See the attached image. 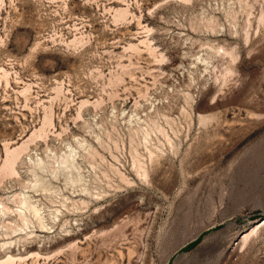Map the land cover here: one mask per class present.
Wrapping results in <instances>:
<instances>
[{
  "label": "rangeland",
  "instance_id": "rangeland-1",
  "mask_svg": "<svg viewBox=\"0 0 264 264\" xmlns=\"http://www.w3.org/2000/svg\"><path fill=\"white\" fill-rule=\"evenodd\" d=\"M0 68V264H165L218 223L172 264H264V0H0Z\"/></svg>",
  "mask_w": 264,
  "mask_h": 264
},
{
  "label": "bare ground",
  "instance_id": "bare-ground-1",
  "mask_svg": "<svg viewBox=\"0 0 264 264\" xmlns=\"http://www.w3.org/2000/svg\"><path fill=\"white\" fill-rule=\"evenodd\" d=\"M118 9V8H117ZM125 10L126 9H123V11L125 12ZM117 11V10H116ZM118 11H119V9H118ZM118 11H117V15L118 14H122L121 16H126V15H123V14H125L123 11H120V13H118ZM127 11V10H126ZM122 12V13H121ZM127 14V13H126ZM120 15H118V16H120ZM120 16V17H121ZM114 17H115V15H114ZM117 17V16H116ZM119 17V18H120ZM118 17H117V19H119ZM122 18V17H121ZM148 46V45H147ZM151 51H152V49H151ZM225 52V51H224ZM153 53V52H152ZM229 55H231L230 53H229ZM0 70H2V74L5 76L6 74H5V70L4 69H2V68H0ZM1 73V72H0ZM2 74H0V76L2 75ZM8 74V73H7ZM3 75H2V78H3ZM5 79L4 80H6V78L7 77H4ZM8 80V79H7ZM7 80H6V82H7ZM9 83V82H8ZM29 87V86H28ZM28 87H27V89H28ZM24 89V88H23ZM29 90V89H28ZM24 91V90H23ZM58 93V92H57ZM82 101V100H81ZM86 101V100H85ZM86 103H87V101H86ZM83 104H84V102H83ZM51 110V109H50ZM51 113V112H50ZM49 119V118H48ZM45 120V119H44ZM46 122V121H45ZM48 124V123H47ZM41 125H43V124H41ZM41 127V126H40ZM43 127H44V125H43ZM41 129V128H40ZM39 129V130H40ZM38 130V131H39ZM34 132V131H33ZM32 132V133H33ZM42 132V131H41ZM31 133V134H32ZM43 133H45V132H43ZM35 134V132L33 133V135ZM36 134H39V133H36ZM148 135V134H147ZM39 136V135H38ZM30 137H31V135H30ZM41 137V136H40ZM31 138H33V137H31ZM29 139V138H28ZM30 140V139H29ZM34 140V139H33ZM31 141V140H30ZM26 143V144H25ZM25 145H27V142H23L22 144H20V146H17V147H14V148H12V149H9L8 147H6L5 148V158H4V161L2 162V165L0 166V173H2L3 174V176L4 175H13V174H15L16 172V170H15V164H16V161L18 160V158L20 157V154H21V152L22 151H25V148L28 146H25ZM27 149V148H26ZM76 157V156H75ZM1 174V175H2ZM145 174V173H144ZM45 188V187H44ZM16 196V195H15ZM15 196H13V198H15ZM19 198V197H18ZM16 199V198H15ZM13 200V199H12ZM20 200V201H19ZM17 199V201L18 202H21V203H18V205L19 204H23V200H21V199ZM13 201H15V200H13ZM17 203V202H16ZM31 203V202H30ZM0 205H1V207L3 208V207H5L4 209H7L9 206H7V205H3L2 203H0ZM27 207H31V209H30V213L34 216V217H36L37 219H39L40 218V215H39V211H38V209L36 208L37 206H35L34 204H28L27 205ZM1 210H3V209H1ZM8 210V209H7ZM262 218H264V217H261V218H256L255 219V221H256V223H259V220L260 219H262ZM39 220H41V219H39ZM264 220V219H263ZM258 221V222H257ZM41 222V221H40ZM39 222V223H40ZM263 223H264V221H262ZM255 224V223H254ZM259 224H256V226H258ZM254 230V227H251L250 228V230H249V232H247V233H245L244 235H243V238H245L247 235H249V233H251L252 231ZM10 259V258H9ZM8 261V260H7ZM6 261V262H7ZM5 262V263H6ZM11 262V261H10ZM1 263V262H0ZM4 263V262H3ZM2 263V264H3ZM4 263V264H5Z\"/></svg>",
  "mask_w": 264,
  "mask_h": 264
},
{
  "label": "water",
  "instance_id": "water-1",
  "mask_svg": "<svg viewBox=\"0 0 264 264\" xmlns=\"http://www.w3.org/2000/svg\"><path fill=\"white\" fill-rule=\"evenodd\" d=\"M261 217H264V215L255 214V215H252L250 217V220H253L256 218H261ZM263 219L264 218L260 219L259 222L262 221ZM223 225H224L223 223H218L216 225H213L212 227H208V228L202 230L201 232H199L194 238H192L191 240H189L188 242H186L185 244L180 246L177 249V251L168 258V260L166 261L165 264H172L177 255L183 254V253L193 249L197 244H199L201 242V240L206 235H208L209 233H211L213 231L220 229L221 227H223Z\"/></svg>",
  "mask_w": 264,
  "mask_h": 264
}]
</instances>
